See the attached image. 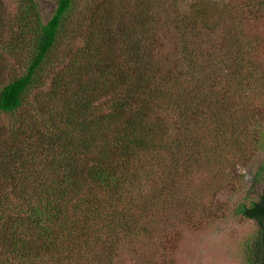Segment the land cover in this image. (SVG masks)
Listing matches in <instances>:
<instances>
[{
  "label": "trees",
  "instance_id": "16d2710c",
  "mask_svg": "<svg viewBox=\"0 0 264 264\" xmlns=\"http://www.w3.org/2000/svg\"><path fill=\"white\" fill-rule=\"evenodd\" d=\"M91 1L69 29L77 0L45 23L18 0L8 25L0 0V29L34 47L6 82L0 61V264H172L257 147L264 0ZM233 213L257 225L246 264H264V177Z\"/></svg>",
  "mask_w": 264,
  "mask_h": 264
},
{
  "label": "rangeland",
  "instance_id": "374dc122",
  "mask_svg": "<svg viewBox=\"0 0 264 264\" xmlns=\"http://www.w3.org/2000/svg\"><path fill=\"white\" fill-rule=\"evenodd\" d=\"M33 1L40 21L45 23L54 13L57 0ZM204 1L220 5L227 0ZM92 5L91 0H77L69 29L75 27L81 20L83 7ZM2 7V16L7 20L6 25L14 22L21 8L18 0H3ZM253 26L258 31L264 30L263 23H255ZM80 41L76 39L75 43L79 45ZM33 49V38L30 35L25 37L23 44H19L7 26L0 29V61H4L9 68L2 78L4 82L24 73ZM8 118L0 115L1 120ZM253 140L257 144L253 154L245 161L232 164L223 173L222 184L205 197L204 202L209 213H205L204 216L194 213V217L188 221L192 224L185 227L177 239L175 250L171 253L172 264H246L245 247L253 239L257 225L253 220L234 215L233 211L241 203L250 205L256 201L263 187V119L261 123L255 125ZM205 178L202 177L203 180Z\"/></svg>",
  "mask_w": 264,
  "mask_h": 264
}]
</instances>
